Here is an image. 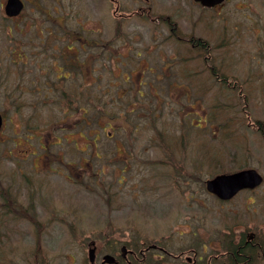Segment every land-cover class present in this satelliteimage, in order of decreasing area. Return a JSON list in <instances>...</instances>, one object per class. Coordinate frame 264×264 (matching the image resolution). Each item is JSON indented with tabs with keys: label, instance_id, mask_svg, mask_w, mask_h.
Instances as JSON below:
<instances>
[{
	"label": "rangeland",
	"instance_id": "obj_1",
	"mask_svg": "<svg viewBox=\"0 0 264 264\" xmlns=\"http://www.w3.org/2000/svg\"><path fill=\"white\" fill-rule=\"evenodd\" d=\"M150 1L167 13L180 10L181 24L191 25L195 17L205 18L189 0ZM39 2L44 4V0ZM217 11V15L213 13L209 17L210 27H204L203 19L194 27L196 35L209 40V52L205 54L211 55L208 62L202 60L196 64L200 74L192 95L196 98L194 111L183 118V114L178 113L180 109L171 102L177 99L176 94L170 93L164 95L163 122L159 126H148L147 122L135 133L125 127L127 131L121 135L126 137L159 135L165 141L164 150L162 145L159 152L153 147V151L138 160L140 165H131L132 169L117 182V176L112 173L123 163L109 159L112 152L105 154L108 152L105 149H111L113 139L101 137L96 150L90 143L92 133L101 132L98 119L108 120L117 111L110 101L106 100L97 108L99 93H87L91 86L82 85L81 79L65 82V88L88 87L83 95L65 96V102H61L53 89L54 78L52 87L45 85V77L40 76L34 84V78L39 75L35 62L46 65L35 57V46L45 42L46 29L57 37L61 31L56 25H74L76 14L52 11L53 20L47 22L42 11L34 10L31 0L21 18L11 21L3 17L0 9V108H3L2 102H6L4 95L14 93L19 99L7 103L14 106L18 103L20 109L10 106L2 112L6 126L0 135V264H85L87 241L81 238L91 231L104 235L98 241L100 254L111 253L112 249L118 252L120 245L128 242L155 243L174 256L179 251L192 256L191 250L201 255L198 237L207 233L264 232V181L255 190L241 192L228 203L218 202L204 189L205 179L218 172L252 167L264 178V0H228ZM80 12L77 15L90 24L96 23L100 14L105 18L110 14L102 10L95 14ZM134 21L128 22L141 24ZM5 47L14 50V54ZM17 54L19 60L15 58ZM206 64L213 67V72L226 75L228 88L225 82L223 87L219 81L208 77ZM58 65L57 62L55 66ZM178 69L174 67L169 71ZM101 72L100 67L98 73ZM234 82L237 84L232 90ZM35 86H39L37 94ZM74 104L90 107L83 116ZM203 111L206 115L209 112L211 121L202 122ZM80 118L83 119L79 128L69 129L67 125ZM56 123L64 129L59 130V127L52 131V136L59 138L60 143L51 146L50 151L58 153L63 162L71 163L74 169H80L79 163L85 160L91 168L88 172L97 175L67 181L58 161L52 163L55 172H46L42 177L34 173L33 161L43 153L39 145L45 147L49 139L47 131ZM32 127L36 128L39 139L32 137ZM203 155L210 158L208 164ZM40 183L44 186L37 196L34 188ZM2 184L13 186L21 209L7 205ZM30 214L35 215V222L38 219L36 223ZM105 235L116 239L118 244L109 247L111 240ZM212 253L207 245L203 255L207 257ZM150 254L155 258L161 252L150 250ZM166 258L165 264L185 263L184 258Z\"/></svg>",
	"mask_w": 264,
	"mask_h": 264
},
{
	"label": "flooded vegetation",
	"instance_id": "obj_2",
	"mask_svg": "<svg viewBox=\"0 0 264 264\" xmlns=\"http://www.w3.org/2000/svg\"><path fill=\"white\" fill-rule=\"evenodd\" d=\"M6 1L0 0L1 11L4 10ZM21 1L23 3L22 11H25L31 0ZM39 1L32 0V6L34 10L43 12L47 22L53 20L52 11H72L77 17L74 25H56L61 31V34L57 35V37L52 33V30L46 29L45 42L42 44L38 43L35 46L37 49L35 57H39L41 62H45L46 65L43 67L35 62L39 69V75L34 78V84L40 80V77H45L44 84L52 87L51 80L54 78L53 89L58 93L61 102H65V96L83 95L84 90L89 86H91V90H88L87 93L92 91L99 93L97 108L102 103L105 104L106 100L110 101L112 108L117 111L113 112V116L109 117L108 120L98 119L97 126L99 130L101 129V132L94 131L90 143L96 150L101 137L106 140L113 139L111 149H105L108 151L105 154L108 155V153L112 152L113 156L108 158H115L123 163V166L115 167L114 173H112L115 177L117 176V182H120L119 180L123 179L122 176H124L126 171L132 169L131 165L134 163L135 165H140L138 160L143 159L144 155L149 151H153V147L157 148L159 152V148L162 145V150H164L163 143L165 142L162 137H158L159 135L148 137L137 135L131 137L123 136L121 133L127 131L125 127L135 133L137 129L144 128L147 122L148 126H159L163 122L164 95H169L170 93L177 96V99H171V102L175 104V108L180 109L178 111L179 115L183 114L182 117L186 118L188 115L191 116L192 111H194L196 98L192 95L196 87L195 80L200 74L196 69V64L198 61L208 62L207 59L211 60V55L209 53L205 54L209 52V40L196 35L197 32L194 27L202 19L204 27H210L211 21L209 17L213 13L217 15L216 13L219 12L217 10H220L228 0H224L223 3L214 7H205L198 2L189 0V4L199 9L198 12L205 17H195L191 25L180 23V10L167 13V11L159 7H154L150 0H44L43 5ZM101 10L110 11V14L107 18L104 17V14H100L96 18V23L92 24L86 23L87 20L84 21L83 18L77 15L82 13L80 11H92L95 14L96 11ZM22 15L23 12L19 16L9 18L3 13V17L11 21L20 19ZM134 20L141 24L128 22ZM207 33L211 35L209 30ZM163 47L168 48V50L164 51ZM9 48L5 47V50L13 55L14 50L9 51ZM15 58L19 60V54ZM10 59L13 60V57ZM57 62L59 65L55 66ZM106 63L108 66H105ZM157 65H160L158 70L156 68ZM100 67L102 72L98 73ZM174 67L179 69L169 71V69ZM206 68L209 70L206 74L210 79L213 78L215 82L219 81V84H222L223 87L225 84V87H229L228 79L224 73L213 72V67L207 64ZM93 75L94 78L90 79ZM72 78L74 80L81 79L82 85L87 84L88 87H83L81 90L79 89L82 85L65 88V82H69V79ZM236 84L234 82L230 88L234 90L232 87H235ZM69 85H72V83H69ZM109 88H111V91L108 90ZM38 89L39 86H35L36 94ZM53 89H50V92L54 91ZM113 91L114 94H112ZM149 97L151 100H149ZM17 99L19 98L16 95L14 97V93L4 95L3 100L6 102H2L3 108H0V135L6 126V119L2 112L9 110L10 106H14L8 103ZM93 104L90 105L92 106ZM74 105L77 111L82 112L83 116L87 112V107H90L85 104ZM93 107L95 111L98 110L94 105ZM13 109L20 110L19 104L17 103ZM65 110H68V107ZM203 113L204 119L202 122L211 121L209 112H207V115L210 116L209 119L204 111ZM82 119H76L75 121L70 119L71 123L67 126H69V129L79 128V122ZM189 120L191 121V119ZM82 122L85 123L86 120L84 119ZM57 124H54L51 131H47V137L50 140L46 139L45 147L39 145L43 153L38 155V157L36 152H31V155L36 156L33 161L34 173L41 177L46 172L48 174L53 173L55 168L52 163L53 161H58L60 169H64L63 173L67 181L73 180V177L80 181L86 176L97 175L96 173L90 174L88 172L91 168L85 160L79 163L80 169H74V165L64 163L62 156L58 155V153L53 154L50 151L51 146H56L60 143L59 138H56V140L52 136V131L55 128L59 129V127L61 128L59 130L64 129V126L61 127ZM35 130L36 128L32 127V137L35 135V138L39 139L40 135ZM112 133H115V135ZM119 133L120 136H117ZM38 143L41 144L39 140ZM97 154H99L98 151ZM203 160H206L205 163H207L210 158L203 155ZM247 168L250 167L240 169ZM221 173L223 172L215 173L205 179V181ZM43 186V183L35 186L34 190L37 196ZM1 190L7 197L8 206H18L21 209L22 206L17 203V198H15L16 191L12 185L2 184ZM30 191L32 197V184L30 185ZM246 191L250 192L253 190L244 189L228 200H220L213 197L220 203H228L238 194ZM18 214L21 216L19 209ZM29 217H31L33 223L38 220L35 222V215L32 216L30 214ZM193 234L195 235V233ZM204 235L203 237H198L203 251L202 254L199 255L196 250H191L193 252L192 256H189L186 251H179L174 256L166 248L155 243L138 245V243L128 242L121 244L118 252L112 249L111 253L100 254L101 249L98 241L104 238L103 234L91 231L89 235H84L81 239L87 241L88 249L94 248V264H101L106 254L114 258V261L110 264H165L168 260L166 256L184 258L185 263L182 264H261V260H264V232L242 230L239 233L211 232ZM105 237L111 240L109 247H114L118 244L113 237L107 235ZM207 245L208 248L210 247L214 251V254L212 253L205 257L203 254H205ZM150 250L159 251L161 255L154 258V255L150 254ZM85 264H89L87 259Z\"/></svg>",
	"mask_w": 264,
	"mask_h": 264
},
{
	"label": "water",
	"instance_id": "obj_3",
	"mask_svg": "<svg viewBox=\"0 0 264 264\" xmlns=\"http://www.w3.org/2000/svg\"><path fill=\"white\" fill-rule=\"evenodd\" d=\"M204 6L212 7L221 3L223 0H194ZM22 9L20 0H7L5 5V14L7 16H16ZM1 126V118H0ZM262 176L254 169H246L230 174H219L205 182L206 189L216 195L219 199L227 200L236 194L239 190L248 188L253 189L262 183ZM124 248V247H123ZM123 250V249H122ZM88 260L94 264V248L88 250ZM114 258L110 255H104V263H112Z\"/></svg>",
	"mask_w": 264,
	"mask_h": 264
},
{
	"label": "trees",
	"instance_id": "obj_4",
	"mask_svg": "<svg viewBox=\"0 0 264 264\" xmlns=\"http://www.w3.org/2000/svg\"><path fill=\"white\" fill-rule=\"evenodd\" d=\"M27 216H28V214H27Z\"/></svg>",
	"mask_w": 264,
	"mask_h": 264
}]
</instances>
